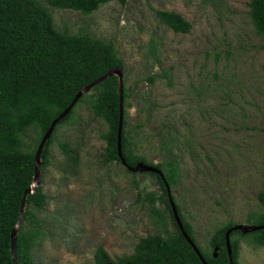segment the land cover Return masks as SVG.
I'll use <instances>...</instances> for the list:
<instances>
[{"label":"rangeland","instance_id":"rangeland-1","mask_svg":"<svg viewBox=\"0 0 264 264\" xmlns=\"http://www.w3.org/2000/svg\"><path fill=\"white\" fill-rule=\"evenodd\" d=\"M37 1L57 30L114 45L136 152L154 164L175 163L172 197L199 247L210 251L212 234L228 222L250 225L264 192V49L249 0H128L89 15ZM157 11L181 15L190 32H173ZM73 115L57 128L40 174L48 201L33 210L42 223L33 264H93L99 246L113 259L128 256L140 239L165 234L160 214L167 231L175 230L155 176L102 164L107 127L86 98ZM35 138L29 132L26 147ZM233 239L240 240L239 264H264V247Z\"/></svg>","mask_w":264,"mask_h":264},{"label":"trees","instance_id":"trees-1","mask_svg":"<svg viewBox=\"0 0 264 264\" xmlns=\"http://www.w3.org/2000/svg\"><path fill=\"white\" fill-rule=\"evenodd\" d=\"M43 1L54 9L89 15L107 3L125 5L128 0ZM156 15L163 25L175 33L187 34L191 30V24L175 12L157 11ZM248 16L264 49V0H249ZM117 68H123V62L112 43L86 34L71 35L57 30L48 11L37 0H0V264H12L11 234L20 216L24 192L34 180L35 154L44 133L79 91ZM90 91L92 94H83L69 114L54 128L42 150L40 173L49 165V146L57 128L74 117L75 107L85 98L94 117L102 119L107 127L103 135L105 149L102 164H122L117 154L118 77L112 75ZM129 97L123 80L122 156L128 166L143 163L161 170L171 187L175 179V163L163 161L154 164L136 152L131 131L135 134L137 132L129 129L127 122L126 106H129ZM29 132H33L36 138L31 147H26L25 139ZM59 148L68 161H76L77 155L67 143H60ZM125 171L135 174L126 168ZM148 174L155 176L160 184L175 230L167 231L165 219L160 214L164 235H148L137 242L132 254L115 259L99 246L94 252L93 264H203L173 218L160 176ZM258 200L262 210L251 212L248 216V224L254 226L264 225L262 192H259ZM47 201L41 178L40 184L26 196L24 213L15 236L14 264H33L32 248L42 235V223L33 210H43ZM175 205L184 231L204 261L207 264H231L225 233L236 224L228 222L216 229L209 240L210 251H204L197 244L192 227L181 214L179 206ZM236 234L248 239V244L264 247V229L247 234L232 232L230 244L233 264H239L237 256L240 240L233 239Z\"/></svg>","mask_w":264,"mask_h":264},{"label":"water","instance_id":"water-1","mask_svg":"<svg viewBox=\"0 0 264 264\" xmlns=\"http://www.w3.org/2000/svg\"><path fill=\"white\" fill-rule=\"evenodd\" d=\"M112 75H116L118 77V83H119V122H118V130H117V154H118V157H119L122 165L132 173H154V174H157L160 176L161 180L163 181L164 187L166 189L167 198L169 201V205L171 208L173 218H174L179 230L181 231L182 235L185 237L186 241L191 245V247L193 248L195 253L198 255V257L202 261V263L207 264L204 261L200 252L198 251L195 244L192 242V240L188 237V235L186 234V232L183 229L182 223H181L179 216H178V212H177L175 202H174L173 197H172L171 187L168 184V182L166 181L162 171L153 167V166L143 164V163H137L133 167L128 166L126 164L123 156H122L121 135H122V126H123V112H124L123 70H122V68L112 69V70L108 71L105 75L98 78L97 80H95L94 82L89 84L88 86L84 87L81 91H79L77 93V95L75 96V98L73 99V101L70 103V105L56 119H54L52 121L49 128L44 133V135H43V137H42V139L38 145L36 154H35V176H34V180H33L31 187L24 192V195H23V198L21 201L20 216H19V219L17 220L16 226L13 229L12 234H11L12 264H14L15 258H16V237H15L16 231H17V227L19 226L21 219H22V216H23V213H24L26 196L33 192L34 187H36L40 184V180H41L40 166H41V162L43 159L42 150H43L45 143L50 139L56 125L69 114V112L72 110V108L77 103L79 98L83 94H86L87 92H89L95 85L99 84L104 79H106ZM263 196H264V192H263ZM260 229H264V225L254 226V225L236 224L226 231L225 243H226V248H227V252H228V256H229L231 264H233V263H232V248H231V244H230V234L234 231H240L242 234H247L248 232H254V231H257Z\"/></svg>","mask_w":264,"mask_h":264}]
</instances>
